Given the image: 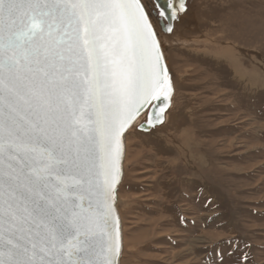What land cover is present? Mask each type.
Returning a JSON list of instances; mask_svg holds the SVG:
<instances>
[{
    "label": "snow or ice",
    "instance_id": "snow-or-ice-1",
    "mask_svg": "<svg viewBox=\"0 0 264 264\" xmlns=\"http://www.w3.org/2000/svg\"><path fill=\"white\" fill-rule=\"evenodd\" d=\"M172 92L141 0H0V264H118L122 136Z\"/></svg>",
    "mask_w": 264,
    "mask_h": 264
},
{
    "label": "rangeland",
    "instance_id": "rangeland-1",
    "mask_svg": "<svg viewBox=\"0 0 264 264\" xmlns=\"http://www.w3.org/2000/svg\"><path fill=\"white\" fill-rule=\"evenodd\" d=\"M142 2L174 91L125 134L120 264H264V0H189L170 24Z\"/></svg>",
    "mask_w": 264,
    "mask_h": 264
},
{
    "label": "water",
    "instance_id": "water-1",
    "mask_svg": "<svg viewBox=\"0 0 264 264\" xmlns=\"http://www.w3.org/2000/svg\"><path fill=\"white\" fill-rule=\"evenodd\" d=\"M154 2L156 3V5H157V7L160 9V5H164L165 6V8L167 7V5H166V3H165V0H154ZM161 10V9H160ZM168 21H170L171 19H167ZM157 38V37H156ZM158 41V40H157ZM161 52H162V50H161ZM170 78H171V75H170ZM172 82V81H171ZM172 94H173V92H172ZM172 97V96H171ZM170 106V102H169V104H168V107ZM168 107H167V109H168ZM166 109V110H167ZM166 112V111H165ZM165 112H164V114H165ZM143 114H145V121H142V122H140L138 125H137V129L139 130V131H148V130H150V129H152L154 126H156V125H158V124H160V123H155L153 126H148L147 124H146V120H147V111H143L133 122H132V124H131V126L138 120V118L140 117V116H142ZM164 114H163V119H164ZM131 126H129L127 129H126V131L124 132V134H123V136H122V144H123V152H122V156H121V161H120V168H121V175H120V180H119V183H118V185H117V188H116V193H115V212H116V215L118 216V218H119V223H120V234H121V253H120V256H119V258H118V264H120V257H121V254H122V247H123V245H122V228H121V218H120V215H119V213H118V210H117V208H116V194H117V189H118V186H119V184H120V182H121V180H122V175H123V161H124V155H125V134H126V132L129 130V128L131 127Z\"/></svg>",
    "mask_w": 264,
    "mask_h": 264
},
{
    "label": "bare ground",
    "instance_id": "bare-ground-1",
    "mask_svg": "<svg viewBox=\"0 0 264 264\" xmlns=\"http://www.w3.org/2000/svg\"><path fill=\"white\" fill-rule=\"evenodd\" d=\"M149 1H151L152 2V5L154 6V7H152V9H151V12L153 13V15H159V12H160V9L157 7V5H156V3L154 2V0H149ZM141 3L143 4V6L145 7V5H144V3L142 2V0H141ZM147 3V2H146ZM184 3H185V11L184 12H182V13H179V15H180V17L182 16V17H187V13H188V8H190L189 7V0H184ZM145 10H146V12L148 13V10L146 9V7H145ZM149 19H150V17H149ZM163 19H164V17H163ZM178 19V18H177ZM151 20V19H150ZM175 21H173V20H170V21H168V22H165V23H167V24H170V23H174ZM205 38H203V40H204ZM209 39V38H208ZM208 39H207V41H208ZM202 43H204V42H202ZM228 51V50H227ZM230 52V51H229ZM227 54H229V57L233 54V53H228L227 52ZM229 64H230V66H232V67H234L235 65H234V59H233V57H230V59H229ZM242 69H241V67L240 66H236V74H239V76L240 77H243L241 74H240V72L239 71H241ZM243 80H245V79H243ZM174 91V90H173ZM171 99H172V97H171ZM170 99V103H171V100ZM166 112H167V110H166ZM166 112H165V114H166ZM164 114V117L166 116ZM143 121V120H142ZM136 125V124H135ZM159 125V124H158ZM130 129V128H129ZM123 245V244H122Z\"/></svg>",
    "mask_w": 264,
    "mask_h": 264
}]
</instances>
